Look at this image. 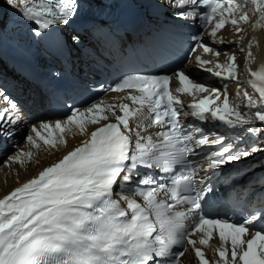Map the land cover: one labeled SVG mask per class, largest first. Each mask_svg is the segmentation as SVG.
<instances>
[{"label":"snow or ice","instance_id":"obj_1","mask_svg":"<svg viewBox=\"0 0 264 264\" xmlns=\"http://www.w3.org/2000/svg\"><path fill=\"white\" fill-rule=\"evenodd\" d=\"M4 2L20 13L33 36L59 30L69 49L82 43L79 32L64 33L78 15V0ZM200 6L206 10L197 11ZM157 7L178 20L203 22L206 33L193 37L197 44L188 64L225 80L237 79L236 55L224 53L221 63V52L202 42L203 35L224 44L232 43L218 35L226 26L237 34L236 42L245 26L264 29V0H162ZM254 42L240 49L249 62ZM246 71L252 91L241 92L237 84L236 96L248 111L229 100L226 87L222 92L177 70L171 76L124 75L106 89L120 94L118 103L72 108L63 120L32 125L25 138L31 149L66 145V134L74 130L88 138L0 197V264H181L189 250L198 264H264V228L255 230L256 215L239 221L204 211L211 192L208 170L241 162L264 146L241 148L239 135L227 138L195 123L218 121L246 131L253 141L264 135V128L245 127L264 124V63ZM173 82L178 86L171 87ZM181 95L192 97L190 111H183ZM0 100V136L10 135L9 125L20 120L18 105L3 93ZM89 125L95 126L90 134ZM211 145L218 147L205 154ZM33 156L21 150L8 160L23 166ZM205 248L214 259L206 258Z\"/></svg>","mask_w":264,"mask_h":264},{"label":"bare ground","instance_id":"obj_2","mask_svg":"<svg viewBox=\"0 0 264 264\" xmlns=\"http://www.w3.org/2000/svg\"><path fill=\"white\" fill-rule=\"evenodd\" d=\"M0 19L6 20L7 24L11 26L12 28H15L16 26L18 27V25H21L22 26L21 28L23 30L21 31V34L22 35L25 34L27 36L26 39H28V43L33 45L35 51H38L36 50V44L32 40V36L30 35L28 24L23 20L20 13L16 9L12 8L11 6H7L3 2H0ZM6 31H7L6 25L0 29V41H2L1 37L4 34H7ZM84 46L85 48L81 49V53L78 52L76 55H78L79 57L81 56L84 57L86 54V57H87L91 54H96L95 51H92V52L90 51L92 49L91 47L86 46V45ZM38 52H41V51H38ZM256 55L257 56L264 55V32L259 33V46L256 49ZM15 78L16 76L10 75L6 70H2L0 74V93H3V94L10 93L13 87L6 86L4 82L13 83L15 81ZM118 95L120 94L110 93L107 96H104L98 99L96 102L103 101L105 103H111V102L118 103V101L115 100V97H117ZM237 102L239 103L240 99H237ZM23 103L26 105L29 104L24 99H23ZM0 105H4V101L0 100ZM31 108H32L31 117L35 116L37 113L39 114L35 117L36 119H31L33 121L32 123H30L31 124L30 127L32 125H39V123L42 121L52 122L55 120L65 119V117H61L56 112H54L53 109L49 105L45 104V102H42V100L32 101ZM19 115H20L19 122L15 126L9 125V128L11 129V134L10 135L5 134V135H8L9 137L4 140L0 139V151L2 152L4 151L5 148H11L13 146L15 147L16 143L19 140L20 134L28 126L26 123H24L26 118L20 113ZM40 118H43V119H40ZM94 127L95 126L89 125L87 129V133L90 134V132L94 130ZM29 134L31 133L29 132ZM87 138H88L87 135H80L78 132L74 130L72 134H66V140H67L66 145H59L56 149H51V150L44 147L43 145H41V148L39 149H31L28 141L25 140L24 145L22 146L28 145L29 148L28 147H24V148L26 149V151L28 150L33 151L34 156L31 161L26 160L23 166L17 163H12L7 159L5 161L4 166L0 167V197L4 196L5 194H7V192L11 191L15 187H18L20 184L24 183L28 179L37 175L44 167H47L51 163L58 160L59 158H62L64 154L72 150L74 147L78 146L83 140ZM22 146L21 148L23 149ZM210 244L213 247L217 246L218 236L214 237L210 241ZM204 250H205V253L210 257V260L215 258L211 248H205ZM188 257H189V254L186 253L184 256V259Z\"/></svg>","mask_w":264,"mask_h":264},{"label":"rangeland","instance_id":"obj_3","mask_svg":"<svg viewBox=\"0 0 264 264\" xmlns=\"http://www.w3.org/2000/svg\"><path fill=\"white\" fill-rule=\"evenodd\" d=\"M0 2H3V3H5L4 2V0H0ZM6 4V3H5ZM7 5V4H6ZM8 6V5H7ZM6 20H1L0 19V27L2 28V27H4L6 24H7V21L5 22ZM22 26L21 25H18V27L16 26L15 28H14V32H16V30L19 28V29H21L20 31H23L22 30V28H21ZM162 70H159L158 72H161ZM43 113H44V111H43ZM39 113H37L35 116H32V119H36L35 117L38 115ZM40 119H43V118H40ZM39 119V120H40ZM32 121L33 120H30L29 121V123L27 124L28 126L23 130V132L20 134V137H19V140H18V142L16 143V145H15V147L13 146V147H11V148H5L4 149V151L2 152V151H0V167L1 166H4V164H5V161L11 156V155H14L15 153H17V152H19V151H21V150H24V151H26V149L24 148V147H28V145H26V146H22V145H24V141L26 140L25 138H26V136L29 134V132H30V129H31V127H30V123H32ZM35 121H37V120H35ZM25 130H26V133L24 134V132H25ZM21 146L23 147V149L21 148ZM29 148V147H28Z\"/></svg>","mask_w":264,"mask_h":264}]
</instances>
